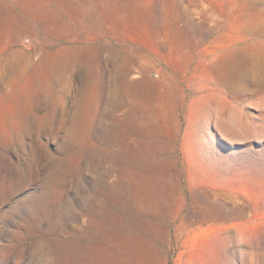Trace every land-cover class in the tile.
<instances>
[{
	"label": "rangeland",
	"instance_id": "obj_1",
	"mask_svg": "<svg viewBox=\"0 0 264 264\" xmlns=\"http://www.w3.org/2000/svg\"><path fill=\"white\" fill-rule=\"evenodd\" d=\"M0 264H264V0H0Z\"/></svg>",
	"mask_w": 264,
	"mask_h": 264
},
{
	"label": "built area",
	"instance_id": "obj_2",
	"mask_svg": "<svg viewBox=\"0 0 264 264\" xmlns=\"http://www.w3.org/2000/svg\"><path fill=\"white\" fill-rule=\"evenodd\" d=\"M24 42L27 44L28 43V39H25Z\"/></svg>",
	"mask_w": 264,
	"mask_h": 264
},
{
	"label": "bare ground",
	"instance_id": "obj_3",
	"mask_svg": "<svg viewBox=\"0 0 264 264\" xmlns=\"http://www.w3.org/2000/svg\"><path fill=\"white\" fill-rule=\"evenodd\" d=\"M196 109H197V108H196ZM193 112H194V111H193ZM195 112L197 113V111H195ZM197 114H198V113H197ZM195 116H196V114H195ZM195 116H194V117H195ZM192 120H193V119H192ZM194 121H195V120H194Z\"/></svg>",
	"mask_w": 264,
	"mask_h": 264
}]
</instances>
